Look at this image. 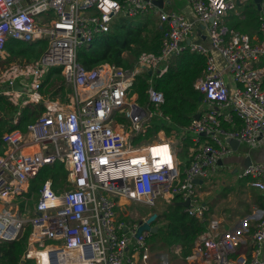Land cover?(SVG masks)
Instances as JSON below:
<instances>
[{
    "label": "built area",
    "instance_id": "2783aa9c",
    "mask_svg": "<svg viewBox=\"0 0 264 264\" xmlns=\"http://www.w3.org/2000/svg\"><path fill=\"white\" fill-rule=\"evenodd\" d=\"M154 1L0 0V61L9 40L46 42L38 59L17 60L0 72L1 94L13 106L41 110L25 132L1 136L0 244L20 239L29 228L22 256L29 264H150L152 232L137 236L150 214L133 221L139 217L134 206L157 209L175 198L187 202L185 213L204 227L185 264H264V218L255 226L247 257L238 252L234 235L221 234V221L208 217L201 196L204 181L233 152L226 140L251 148L264 141V0L256 36L223 25L229 12L242 19L238 6L247 0H188L223 69L196 42L201 32L195 23L161 11ZM153 12L163 32L159 53L142 52L129 68L104 63L85 69L77 63V50L110 32L114 18ZM185 50L205 58L193 84L204 108L177 137L161 130L147 134L164 103L153 79ZM52 68H60L71 88L63 102L40 93ZM147 70V103L140 106L131 92L137 75ZM225 72L237 86L227 85ZM187 137L192 145L186 164L179 153ZM56 162L67 172L65 182L54 191L46 180L29 208L31 182ZM237 178L248 179L264 196V163L251 162ZM173 250L180 252L178 246Z\"/></svg>",
    "mask_w": 264,
    "mask_h": 264
},
{
    "label": "trees",
    "instance_id": "16d2710c",
    "mask_svg": "<svg viewBox=\"0 0 264 264\" xmlns=\"http://www.w3.org/2000/svg\"><path fill=\"white\" fill-rule=\"evenodd\" d=\"M256 11L258 12L257 9ZM247 19L252 20L253 23L247 24L246 27L255 30L254 11L249 12ZM150 20L148 14L122 17L119 22L112 25L110 32L77 50V63L85 69L104 63L129 68L142 52L159 53L163 32L157 21L154 24ZM259 23L260 21L257 27ZM45 47V41L23 43L9 40L5 48L7 57L4 61H0V68L17 60L34 61L41 56ZM204 66L203 56L185 50L170 59L169 67L162 76L153 79L154 88L163 93L164 103L158 108L160 114L151 119L147 134H154L161 130L174 138L179 136L181 127L190 124L202 106L203 98L193 84L201 76ZM149 79L150 77L145 73L137 75L135 79L131 93L137 95V103L140 106L147 103L145 92ZM1 92L2 87H0V154L3 151L2 134L13 130L25 132L27 126L41 113L39 106H13ZM69 92L71 88L65 84L60 68L50 69L41 83V95L50 100L58 98L63 102ZM152 109L155 111L154 108ZM191 145L189 137L182 141L179 160L186 164ZM66 175L67 172L59 162L43 167L30 184L29 208L32 207L38 190L46 180L50 179L53 190L57 191V188L65 182ZM258 200L261 201L260 206L264 207V197L260 195ZM152 226L156 229L151 235L152 246L156 250L165 251L172 258L180 259L182 264L186 263L185 260L191 254L195 240L204 231L200 222L185 213L179 198H175L157 215ZM29 231L30 229L27 228L23 236L16 241L0 244V264H29L28 261L22 260L27 248ZM176 246L180 248L179 254L173 250Z\"/></svg>",
    "mask_w": 264,
    "mask_h": 264
},
{
    "label": "rangeland",
    "instance_id": "374dc122",
    "mask_svg": "<svg viewBox=\"0 0 264 264\" xmlns=\"http://www.w3.org/2000/svg\"><path fill=\"white\" fill-rule=\"evenodd\" d=\"M165 7L164 11H175L180 12L186 19L191 20L188 14L192 13V9L188 3V0H164ZM235 1V0H233ZM244 7V8H243ZM243 8V10H240ZM249 8V9H248ZM255 5L252 0H247L242 6H238V11H241L244 19H240L235 15V12H229L228 17L224 19L223 25L228 27L230 31L238 30L239 32L244 31L246 29L247 24H252V20H248L249 12L255 13L256 19L254 20V24H256V29H258L257 24L260 20V12H255ZM150 16V21L155 24L157 21L155 15L153 13L148 14ZM122 17H127L120 15L114 18L113 22L116 24L121 20ZM194 19V18H193ZM195 20V19H194ZM199 44L204 46L209 50L210 55L213 57L215 63L220 69H223L225 66L224 60L218 51L212 49L209 46V42L197 41ZM15 63V62H13ZM11 64V63H10ZM9 64L1 66L0 72L7 67ZM21 83V82H19ZM122 116H119L121 118ZM237 170L235 164L223 165L218 169V173L214 175L209 180L204 181V187L206 186L209 191H211V201L214 207L215 212L217 213H226L224 218V225L226 229L220 228V232L228 230L227 227L232 226L231 223L233 221L232 215H234V210H239L240 208H244L246 205L243 201H241V195L244 193L242 187L240 186V182L237 179V173L234 172ZM209 186V188H208ZM206 189V191H208ZM244 205V206H243ZM134 214L138 213L139 217L133 221L139 222L140 217H145L146 214L151 215H159L165 207L159 206V208H145L134 206ZM232 220V221H231ZM231 222V223H230ZM150 250V264H182L180 259L172 258L171 255L167 254L165 251L156 250L153 246H151Z\"/></svg>",
    "mask_w": 264,
    "mask_h": 264
},
{
    "label": "crops",
    "instance_id": "0c3cea01",
    "mask_svg": "<svg viewBox=\"0 0 264 264\" xmlns=\"http://www.w3.org/2000/svg\"><path fill=\"white\" fill-rule=\"evenodd\" d=\"M237 1L238 0H235V2L238 4L239 2H237ZM254 5H255V8L259 12L260 10L258 9L257 5L255 3H254ZM164 7H165V4L163 5V8L160 10L164 11ZM243 8H241L240 10H243ZM164 12H166V11H164ZM178 13H180V12H178ZM153 14L156 17V14L154 12H153ZM188 16L191 19L189 21L196 24V21L194 20L195 18L193 16V14L190 13V14H188ZM241 16H242V14H241ZM156 19L158 22L157 17H156ZM242 19H244L243 16H242ZM195 26L197 27V33L201 32L199 34V36L195 38V40H197V41L202 40L203 42H207L205 33L202 32L203 31L202 28L198 27L197 24ZM241 32L248 33L252 36L258 35V29L252 30L251 28H246V29H244V31H241ZM262 63H263V61L261 62V64ZM224 79H225V81L229 87L237 86L235 84V82L231 79V77L228 75V73H226V72L224 73ZM202 108H204L203 104L200 108L199 113L202 112ZM229 146H230V144H229ZM232 147L230 146V148L233 150L232 154L229 157L225 158V160H222L221 164H219V167L223 166V165H229L231 163V164H235L237 167V170H235L234 172H239L245 166V163L248 162V158H250L253 163H256V162L264 163V141H260L253 148L246 146L245 144H242V143H240L239 145H237L233 148ZM238 180L241 181L240 186L242 187V190L244 192L241 195V201H243L246 205L245 206L243 205L244 208H240L239 210L233 211V213H234V215H232L233 221L231 220L232 223L230 222L232 226L227 227L228 230L222 231L221 234L230 233V234L234 235L239 242L238 248H237L238 252L240 254H243V255L249 257L251 255V248H252V233L255 230V226H256L257 222L261 218H264V207L260 206L261 201L258 200V196H260V195H262V197H264V196H263L262 192H260L257 189L249 186V184H248L249 180L248 179H241V180L238 179ZM208 188H209V186H208ZM206 189H207V187L203 186L201 196L204 200V203L207 204V206L209 207L208 217L216 218V219L220 220L221 221V227L220 228L226 229V227L224 225V218H223L226 213H220L219 214V213L215 212L214 207L212 205L211 198H210L211 191H209L208 189H207L208 191H206Z\"/></svg>",
    "mask_w": 264,
    "mask_h": 264
},
{
    "label": "water",
    "instance_id": "95a60500",
    "mask_svg": "<svg viewBox=\"0 0 264 264\" xmlns=\"http://www.w3.org/2000/svg\"><path fill=\"white\" fill-rule=\"evenodd\" d=\"M260 1L261 0H253V2L257 5L258 9H260ZM238 2V1H237ZM154 4L159 8V9H162L163 8V0H155L154 1ZM146 75L150 76L151 75V71L150 70H147L146 72ZM14 89L16 90H20L21 88L17 85H14ZM201 101V99H200ZM195 119H198L199 118V114L197 113L195 116H194ZM227 142H229L230 146L232 147H235L237 145H239V142L236 141V140H226ZM232 147V148H233ZM251 159L248 158V162L245 163V166L249 165L251 163ZM219 164H221V161H219ZM198 183H201V181H198ZM188 204L187 202L183 203L182 206L183 207H186ZM157 215H151L147 221L145 223H143L139 228H138V231H137V236L143 231V230H149L151 231L152 233H154L156 231L155 228H153L152 226V222L156 219Z\"/></svg>",
    "mask_w": 264,
    "mask_h": 264
}]
</instances>
